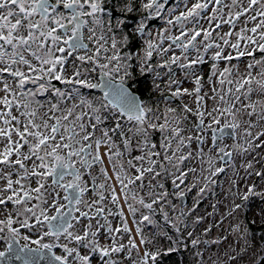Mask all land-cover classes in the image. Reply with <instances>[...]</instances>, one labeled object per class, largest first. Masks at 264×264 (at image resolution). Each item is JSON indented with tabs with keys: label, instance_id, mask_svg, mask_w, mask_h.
<instances>
[{
	"label": "snow or ice",
	"instance_id": "snow-or-ice-1",
	"mask_svg": "<svg viewBox=\"0 0 264 264\" xmlns=\"http://www.w3.org/2000/svg\"><path fill=\"white\" fill-rule=\"evenodd\" d=\"M106 6L107 0H0V240L7 242L6 251L24 264H125V260L129 264H157V257L165 253L160 249L141 250V245L150 243L141 225L155 223L151 219L156 214L154 205L168 220L161 203L168 193L150 191L151 202L146 203L133 187L137 181L143 187L145 173L160 175L155 168L164 165H158L153 157L162 156L164 161L171 164L175 160L179 165L192 153L177 156V152L191 146L194 138L201 145V159L208 157V175L202 177L199 188L202 194L214 182L212 178L225 171L214 161L229 165L235 151L264 148V131H252L264 121V0H182L183 10L178 14L180 5L170 4V0H146L140 5L146 15L134 25L135 33L148 37L142 55L132 48L135 37L124 33L126 18L113 22ZM135 8L134 0H123L120 12L132 13ZM156 17L165 19L168 27L158 31L154 40L152 32L146 31V21ZM177 27L179 34H170ZM225 27L228 31H223ZM117 33L121 34L120 40ZM165 42H170L167 47ZM154 54L159 62H153ZM209 61L207 82L211 95L203 92L200 67ZM233 61L244 63V70ZM137 67L141 74H153L155 89L164 104L162 111L159 103L147 107L125 86ZM176 68L183 73L181 79L176 78ZM97 72L100 79L94 82ZM165 77L166 93L155 83ZM53 81L61 82L62 87ZM186 81L194 87H183ZM96 88L104 90L102 97L90 99L83 91ZM253 95L262 98L252 100ZM185 97L191 98V106L183 103ZM177 100L178 107H172ZM208 101L213 105L210 110ZM243 116L249 119L241 128ZM190 117H195V131L200 133L195 137L183 134V124ZM124 120L131 127H126ZM154 132L167 133L160 144L163 153L150 142ZM208 133L211 147L205 153ZM225 135H231L235 143L224 144ZM134 139L136 148L148 151L126 158V153L131 156ZM145 157L147 168L143 167ZM97 163L100 175L94 176L92 169ZM246 168L252 169L253 164L249 162ZM131 169L136 170L135 175ZM82 170L92 176L95 198L91 200L84 198L89 187ZM192 171H179L176 179L183 183ZM255 175L264 179V172ZM178 195L183 197L185 192L179 191ZM233 195L243 202L253 197L264 199V191H257L255 184ZM121 200L135 222L136 236ZM106 201L118 211H106ZM245 206L234 203L228 215ZM168 207L175 210L176 205L169 202ZM138 212L140 219L136 220ZM184 215L181 211L176 219L182 223ZM117 216L122 226L114 227L109 217ZM249 223L255 225L256 220ZM260 224L264 227V215ZM173 227L179 232L176 224ZM21 229L29 234H22ZM233 231L242 233L247 244L250 228L238 223ZM32 233L37 236L35 240ZM21 239L38 247L24 243L14 249L13 244ZM46 239L49 242H44ZM191 243L195 246L199 241L193 239ZM53 249L60 250V254ZM175 250L169 247L167 252ZM247 251V247L242 248L229 259L235 261ZM123 253L126 256L122 257ZM3 257L5 252L0 251ZM257 264H264V255Z\"/></svg>",
	"mask_w": 264,
	"mask_h": 264
},
{
	"label": "flooded vegetation",
	"instance_id": "flooded-vegetation-1",
	"mask_svg": "<svg viewBox=\"0 0 264 264\" xmlns=\"http://www.w3.org/2000/svg\"><path fill=\"white\" fill-rule=\"evenodd\" d=\"M146 2V0H134V3L136 4V8L132 13H124L121 14L120 8L123 6V0H107V6H106V14H110L113 17V22H115L116 18L120 19H125L127 20V26L124 28V33L131 34L135 38L132 41V48L138 51L141 55L143 54V48L145 47L144 45V40L148 39V37L145 35L143 38L140 37L139 33L134 32V25L139 22L140 19H142L146 13L144 10L140 7V5ZM170 4H179L180 8L177 9L176 14L180 10H183L182 8V0H170ZM103 18H107L105 15ZM146 23L149 25L148 29L146 31L152 32V39H156V33L158 31H162L165 27H168L166 24L165 19L156 17L151 21H146ZM191 27V25H188ZM205 26H207L205 24ZM251 26V25H249ZM223 31H228V28L225 27ZM170 34L172 35H178L179 34V29L178 27L176 29H173ZM121 34L117 33V40H120ZM170 42H165V47H167V44ZM176 54L179 55V50H176ZM170 55V53H169ZM241 61L246 62L245 58H241ZM153 62H159V57H157L154 54ZM233 63H238L240 70H244V63L240 61H233ZM225 65L223 63L220 64V67L223 68ZM203 69V76H204V85L208 84L207 82V77L211 72V61H209L207 64L200 66ZM176 78L181 79L183 77V73L176 68ZM95 79L94 82H98L100 77L99 73L97 72L94 74ZM154 76L153 74H141L139 71V68L137 67L135 71L132 72V76L130 79H126L125 86L129 88L131 92H133L138 100H142L144 104L147 107H156L157 104L159 103V107L161 111L163 110L164 104L160 102V92L155 89L154 83ZM118 82V79H117ZM53 83L56 84L57 87H62L61 82H56L53 81ZM155 83L159 84L161 89L165 90V93L167 92L166 89V83H167V78L165 77L164 79H158L155 80ZM191 85H194L190 81H186L183 84V87H187L189 89ZM225 87H228V85H225ZM217 88H219V85H217ZM85 95H88L89 98H100L103 96V91L100 88L96 89H83ZM90 94V95H89ZM227 98V97H226ZM55 102V101H53ZM247 102V101H246ZM183 103H188L185 99H183ZM180 104V101L177 100L172 104V107H178ZM189 104V103H188ZM191 106V105H190ZM212 106H209V110L211 109ZM110 123V122H109ZM122 123L125 124L126 127H131V124H129L126 120L122 121ZM196 120L195 117H190L187 122L183 124V127L185 128V132L183 133L185 136H193L195 137L196 135H200V133L195 131V125ZM131 135V134H129ZM167 135V133L163 134ZM163 135L154 132L153 135L150 138L151 143H155L157 145L156 151H160L161 153L164 152V149L160 147L161 141L163 139ZM209 139L206 141V144H210V133H208ZM240 136V140H241ZM116 143L119 145L121 142L119 139H116ZM223 143H228L229 146L233 145L235 141L232 139L231 135H225ZM244 143V141L242 142ZM195 144V145H194ZM203 145V147H204ZM173 147H175V141H173ZM201 145L196 142V140L193 138L191 146H185L184 148L181 149L180 152H177V156L179 155H187L188 152L192 153V157L188 160H185L183 163H180L179 165L175 164V160L170 164L167 161H164L162 156L157 158L153 157V159L157 160V164H163L164 167L161 168L157 166L155 168L156 172H159V176H155L154 173H145V178L143 180V187H141V182L137 181L136 184L133 186L136 189L137 196H143L145 199V202H151V197L148 196V193L150 191H155V192H167L168 196L165 198L164 201H161V203L164 205V210L168 213V220L164 219V216L161 214L159 208L154 205V208H156V214L151 217L155 221L154 224L148 225L147 222H144L141 226L143 228V233H144V227L150 228L151 233H148L151 237H153V241L156 240V238L161 237L162 234L164 237H172L171 235L178 234L180 232V237L179 241L184 240V237L187 235V231L190 226H194L197 224H200L203 222V219L206 218L204 217V214L202 213L203 210L211 208L212 210L215 209V206L217 205V201H214L218 196H220L225 189L222 188V185L225 187H229V184L233 186L232 184V179L230 177V172H233L230 170L228 167L231 165L233 160L235 159L237 151L233 152V156L231 158V163L229 165H225L222 162H219L218 160L214 161L216 166L224 167L225 171L223 173L217 174V176L213 177L212 180L214 181L213 183H209L208 188L201 194L199 193V188L202 186V177L207 176L208 172L206 171L208 168V157L205 155L203 159L199 156L198 152L200 149ZM229 151H232V148H228ZM104 149H101V154H103ZM148 149H138L135 147V139L133 140V148L131 149V156H128L126 153V158H131L134 156H140L144 155L145 152H147ZM205 153L206 151L204 149ZM169 155H171V152H169ZM213 156H215V151L212 153ZM227 159V158H226ZM105 166H108V161L105 159L104 161ZM175 165V166H174ZM140 166V163L137 162V167ZM143 167L147 168L149 167L148 163V158L145 157V160L143 162ZM184 171L188 172L189 169H193L194 171L189 172L188 175L184 178V182L180 183L179 180L176 179V177L179 175V171ZM100 164L97 163L96 165L93 166L92 173L94 176H99L100 175ZM204 170V171H202ZM259 170V169H258ZM132 175L136 174L135 169L129 170ZM83 174V179L87 183L89 187V191H87L84 194V198L86 200H91L95 198V193L92 192L91 190V181H92V176H89L87 174V171L82 170ZM109 174L111 175V168L109 166ZM66 179H70V177H67ZM222 179H225V184L221 185ZM176 181V183H173V181ZM100 181L98 180L97 183ZM234 182V181H233ZM162 184L163 188L157 187V185ZM177 184H179V189H177ZM193 184H196V187H191ZM151 185V187L149 186ZM191 188V191H188V189ZM230 189V188H228ZM117 191L119 192L120 189L117 187ZM179 191H184L185 195L183 197L178 195ZM108 194L106 193V196ZM176 205L175 210L172 208L168 207V203ZM221 202V200H220ZM106 203V211L107 208H111L113 212L118 211V209L114 206L109 204L107 201ZM128 203H132L131 199H129ZM121 205L124 207V212L125 216L128 217V224L129 226L134 229L133 235L136 236L137 234L135 233V222L131 217V213L128 212L127 206L124 203L123 200H121ZM137 208H140V212H144L147 214V210L143 209L139 204L134 205ZM181 211L185 213L183 217H181V220L183 221L182 223L178 221L176 218L180 217ZM140 212L136 214V220L140 219ZM204 217V218H203ZM198 218H202L199 219ZM109 219L112 220L113 226H122L120 218L117 216L115 218L109 217ZM171 221V223L169 222ZM173 224H176V226L179 228V232H176V229L173 227ZM160 230V232H159ZM22 234H29L27 230L21 229ZM177 237V236H176ZM37 238L35 233H32V239L35 240ZM147 238V237H146ZM44 242H49L47 239ZM102 242H106L103 241ZM24 243H29L31 247L36 248L38 247L35 244H31L30 241H24V240H17L13 244V248L15 249L18 246L23 245ZM156 247V248H155ZM152 249L153 251H156L157 246ZM7 248V242L0 240V251H4L5 253ZM47 251V250H45ZM53 251L57 252V254H60V250L58 249H53ZM165 253V252H164ZM173 253V252H172ZM171 253V254H172ZM133 255L135 253L133 252ZM164 255V254H163ZM169 255V254H168ZM167 255V257H168ZM122 257L126 256V253L121 254ZM165 260H167L165 258ZM8 264H24L23 260L15 258L14 255L8 252Z\"/></svg>",
	"mask_w": 264,
	"mask_h": 264
},
{
	"label": "rangeland",
	"instance_id": "rangeland-1",
	"mask_svg": "<svg viewBox=\"0 0 264 264\" xmlns=\"http://www.w3.org/2000/svg\"><path fill=\"white\" fill-rule=\"evenodd\" d=\"M193 87L194 85L190 86L191 89ZM203 92L211 95L209 84L204 85ZM260 98L262 97L259 95H253L252 100ZM184 99L191 105V98L185 97ZM209 106H213L211 101H208ZM248 119L247 116H243L241 128L245 126L244 121ZM252 119L256 123L255 118L253 117ZM252 131H264V121H260L259 126L253 128ZM240 136L242 138L240 143L243 144L242 132ZM225 144L229 145L228 143ZM209 147H211L210 144L204 145L206 151H208ZM249 162L253 164L252 169L246 168ZM228 168L233 171L229 174L233 186L229 184V187H225L222 185L225 184V179H222L221 185L223 189L226 188L225 191L214 199V201H217L214 210L211 208L203 210L202 213L206 217H203V222L189 227L187 233L192 232L193 235L191 237L186 235L184 240L179 241V232L176 234L177 237L173 234L171 235L172 237L168 236L166 238L162 234V238L158 237L153 241V237L148 234L151 233L150 228L144 227L143 234L150 243L147 246L141 245V250L143 251L147 248V250L153 251L152 249L156 245L163 253L165 252L164 255L157 257V264H201V260H203L204 264H257L260 257L264 255V236H262L264 227L260 224L261 216L264 215V199L253 197L249 201L243 202L238 196H234L233 193L238 190L243 193L246 191V185L250 184L257 185V191H264V179L255 175L257 171L264 172V148H257L248 152L238 150L235 159ZM249 173H252V175H249ZM234 203L246 206L229 216L228 213L232 211ZM253 219L256 220L255 225L249 223ZM238 223L242 227L247 226L251 230L247 244L244 243L242 233L237 234L233 231V228ZM209 228L211 230L206 232L205 230ZM193 239L199 241L195 246L191 243ZM214 241L217 242L214 243ZM124 243H127V237H125ZM137 243L139 244V240H137ZM169 247L176 250L173 253L171 252L172 254L168 253L167 249ZM245 247L248 249L245 254L238 256L235 261L229 259L231 255H236ZM198 252L202 253V256H198ZM133 257L136 258V253ZM125 264H129V262L125 260ZM149 264H152V262L149 261Z\"/></svg>",
	"mask_w": 264,
	"mask_h": 264
},
{
	"label": "water",
	"instance_id": "water-1",
	"mask_svg": "<svg viewBox=\"0 0 264 264\" xmlns=\"http://www.w3.org/2000/svg\"><path fill=\"white\" fill-rule=\"evenodd\" d=\"M8 260V252L5 253V257L0 258V261H7ZM8 264V262H7ZM41 264H43V262H41Z\"/></svg>",
	"mask_w": 264,
	"mask_h": 264
},
{
	"label": "built area",
	"instance_id": "built-area-1",
	"mask_svg": "<svg viewBox=\"0 0 264 264\" xmlns=\"http://www.w3.org/2000/svg\"><path fill=\"white\" fill-rule=\"evenodd\" d=\"M133 231H134V229H133Z\"/></svg>",
	"mask_w": 264,
	"mask_h": 264
}]
</instances>
